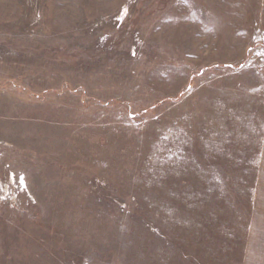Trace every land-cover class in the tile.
<instances>
[{
	"label": "rangeland",
	"instance_id": "rangeland-1",
	"mask_svg": "<svg viewBox=\"0 0 264 264\" xmlns=\"http://www.w3.org/2000/svg\"><path fill=\"white\" fill-rule=\"evenodd\" d=\"M0 264H264V0H0Z\"/></svg>",
	"mask_w": 264,
	"mask_h": 264
}]
</instances>
